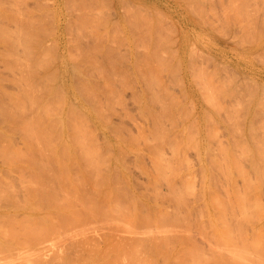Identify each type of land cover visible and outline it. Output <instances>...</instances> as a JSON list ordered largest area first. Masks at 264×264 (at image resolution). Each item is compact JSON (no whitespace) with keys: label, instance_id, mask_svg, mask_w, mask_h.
Listing matches in <instances>:
<instances>
[{"label":"rangeland","instance_id":"374dc122","mask_svg":"<svg viewBox=\"0 0 264 264\" xmlns=\"http://www.w3.org/2000/svg\"><path fill=\"white\" fill-rule=\"evenodd\" d=\"M73 1L74 0H0V18L3 17L2 19H0L2 21V22L0 21L1 23L0 24V37L8 33L9 36L8 34L5 35V37H10L9 39L10 42L7 48H9L10 45H11V48L13 47V49L9 48V50L2 49L1 46H4V45L0 43V54L2 55V57L0 55V58H1L0 60L3 61V62L0 61V105H1L0 110L2 109L0 111V144H1L0 145V148H1L0 149V183H2V185L0 186H3L4 188L8 187L5 190L3 187L0 188V189L3 188L1 190L2 196H0V210H5L7 208L10 209L11 206L10 207L6 206L7 208H5V205L10 204L9 200H11V204L16 202L14 201V199H11L12 197L11 193H13L12 190H15L14 193L16 194H17V191L20 192L17 194L18 196L14 194L17 196L16 200L18 198L17 201L19 202L22 201L23 196L21 198L19 197L23 195V193L25 197V192H24L25 178L22 176L23 175L22 171L25 168L28 169V167L30 169L31 166H29L28 164L32 162L33 158L35 160H33L32 162L33 164L30 163V165H33L31 168L33 167L37 168L38 166V169L39 168L42 169V166L44 168V165H45L46 172H47V170L50 169L49 168L50 166L54 167L53 170H51L52 168L50 169L52 171V172L50 171V174L45 172L46 174H49L48 176L51 175L50 178L52 179L48 180L49 177L47 176L48 178H46V174L43 173L45 175L43 176L41 172L40 180H42L43 177H45L46 178L45 182L47 185L44 184L45 182L43 180L44 189L45 190L48 189V191H51L52 188H54V191L57 194V196H60L62 194V188H61V184H58V182L56 181V166H59V163L62 160H63L62 163H64L65 158L68 159V157L70 156L69 159L71 160L72 158H74V155H75L76 156L75 161L73 159L71 160L70 163L74 161L73 162L74 165L77 163L76 165L78 167L73 166V164L67 163V159H65L66 163L70 164L66 167H70L72 170L71 171L72 173L74 172V170H76L74 168L80 169V167L84 168V166L88 168L87 166L88 161L86 160H89L88 162V165H89V163L92 162V159L94 157V160H97L96 162H98L99 164L98 163H97L98 165L95 164L96 162L93 160L92 164L90 163L91 165H89V169L92 172L96 170V172H94L93 174H96L94 178L96 177L97 179L94 180L92 178L93 180L92 179L90 180L92 182L95 181L94 183H97V182L100 183V185H102L101 187H103L101 188L102 191L103 189L106 188V190L110 192V198H109L110 202L109 203L110 204L112 203L111 205H115L119 207L123 212H126V214L129 211L131 212L132 209L136 211L139 209L140 210V211L138 210L139 212L142 211L141 214H144L147 216V218L150 221L147 224H150V225H154V221H157L156 218H158L157 214L160 213L159 211L166 209L167 210L166 212L169 211V214L166 213L167 217H164V218L160 217L161 215H164V212H163V214L159 216L160 217L159 219L163 218L165 220L163 221V219H161L159 221L158 219L160 223L162 222V225H161L162 227L160 226L159 227L163 228V230H166L164 228H170V230H166L164 232L170 231V234H173L176 237L174 236L170 237L169 236L170 234L166 233L168 234L170 238L167 241L162 242L159 232L153 229L155 228L154 226L152 228L150 226H147L145 224L146 222L144 221L140 222L144 217L142 215V217H140L141 220L139 222L141 223V226L143 225V227L137 228L139 230L135 229L134 234H132L134 231L129 232V231H125L124 229H122L123 231H121V229L119 230L118 228L119 231L115 229V232H118L117 233L118 235L116 234L114 235L115 232L113 231V229L117 228L116 227L117 224H120V223H116L115 226H113L114 225L113 224L112 228L110 227L112 230V231L109 230L110 234L109 232L107 233L108 235H110V237L107 234H105L108 237L104 235L105 239L101 240L102 244H98L100 243L99 241L100 238H102L103 234L106 233V229H105V232L103 233L104 228L110 229L109 224H111L110 223L111 220H112V223H114L116 221L113 222V220L114 219L117 220V217H114L110 220L109 219H105V220L97 219L96 221L89 223V225H92L93 223V225L95 226L96 224V227H97L98 223L100 222L102 225L99 223V226L97 228L100 230H96L97 231L96 232L94 228L93 230L95 232L93 231L91 235L90 234L89 235L86 234V235L88 239L93 238L90 240L94 241L95 239L92 235L95 234L94 235L95 238L97 237L99 239V240L96 239L95 242H97V245L99 246L96 247V244L94 243L93 249L95 247L96 250L95 251L93 250L94 252H92L91 247H87V245L89 243L92 244L93 242H90V240L89 241L87 240L88 244H86V247L82 249L84 251L83 254H82L83 251L81 250H80L81 252L78 250H75L74 254H70L69 253V251L71 250L70 248L72 246L79 244L78 243L79 239L76 243H73L74 245H72L71 247L68 245V244L71 245V243H68L67 245L70 247V248L68 247L69 250L67 249L68 251H66L68 254V257L75 256L78 253L79 254L78 256H76L77 259L75 258L76 261L72 260L71 263H67V264H107V263L108 264L109 263L110 264H116V263L117 264H138V263L139 264H149V263L150 264H183L184 263L183 259L185 260L186 264H264V247H263L264 241L262 242V240H260L261 238L264 239V236H263L264 235V229H263L264 228V182H263L264 181V148H263L264 143L261 142V141L264 142V137H263L264 136V130H263L264 128V124H263L264 123L263 122L264 121V58H263V55H264V0H207V1L206 0H85V1L75 0L74 2ZM68 2H71V3H68ZM186 4L187 5L189 4L190 7L186 6ZM226 11L228 14L226 13ZM213 12H214V15H213ZM87 13L90 15H88ZM235 13L236 15H238V18L237 16H235ZM4 15H6L7 18H4L5 17ZM27 17L29 20L27 19ZM157 17H160V18L158 19ZM199 17H201L203 20L200 19ZM221 17L228 18V21L227 19H224V18H222L221 20ZM141 19H142V22H141ZM232 19L234 20L230 22ZM24 20L26 21V25L24 23L25 22ZM218 20H219V23H218ZM220 21L222 22L224 21V23H220ZM106 22L108 23L105 25ZM242 23L244 24L245 28L243 27ZM101 24H103L104 27ZM153 26H154V29H153ZM155 27H156V30H155ZM95 28L97 29V31L98 30L99 31L98 32L95 31L96 30ZM38 29L40 30L38 31ZM103 29L105 32L101 31ZM21 30L24 32V34H21L23 33ZM96 33H97V36H96ZM116 33H118V35ZM235 33L236 34L239 33V34L236 36ZM246 33H249V34H246ZM255 33H257L258 36L260 35V37H258ZM248 35H251V37ZM21 36L24 38H20ZM112 36H114L115 38ZM132 36H133V39H132ZM233 36H236V37H233ZM252 36L256 39H254ZM168 38L170 40H168ZM251 38L253 39L251 40ZM97 39L99 41H97ZM2 40L3 39H1L0 41L2 42ZM6 40L8 39L5 38V41ZM134 40L135 41L137 40V41L135 42ZM14 41H17L18 43ZM23 41L25 42L23 43ZM21 43L23 45H21ZM26 43H28L27 44L28 46L26 45ZM101 43H102V46H101ZM248 43H251V44H248ZM239 45L241 47H239ZM152 51H155V52H152ZM4 52L7 53V54L5 53L6 59L3 57ZM171 53L174 55L172 56ZM190 55L191 56L193 55V56L191 57ZM259 56L261 57V60ZM162 57L164 60L162 59ZM257 57H259V59ZM144 58L146 59L147 62L143 60ZM92 60H95V61H92ZM150 60L152 62H150ZM258 60L260 63L258 62ZM5 61L8 64H4ZM76 62H78V64ZM94 62H96L97 64L95 65ZM150 63L151 65H149ZM156 64L157 65L160 64L161 67H158L160 65L156 66ZM144 65H145V68H144ZM167 65L169 68L167 67ZM194 65H196L197 67L196 66L194 67ZM54 68L56 70H54ZM70 68L73 69L72 72L74 74L70 72L72 70ZM156 68H158V70L160 69L159 70L160 72ZM61 69L63 70L65 69L67 73L70 72L71 74L70 73L69 74L72 76V78L75 77L74 79L70 77L72 79L71 84L73 88L72 90L73 93L71 92H67V93L65 92V94L64 92L62 93V88L64 89L63 91H66V90L64 86L62 85V83H60L61 78L58 72L60 73ZM199 70L201 73L199 72ZM149 72L151 73V75ZM69 74L68 76H70ZM157 74H160V75L158 76ZM114 75H116L117 77ZM46 80H48L49 82ZM58 83H59V86L61 84L60 86L62 87L61 89L57 86ZM52 85H56V87ZM50 86L52 90L50 89ZM165 87H167L168 90L165 89ZM162 89H163V92H162ZM165 90H167L168 93ZM217 92L219 93V97H218ZM170 94H172L173 96H171ZM69 95H70V98H69ZM83 95L85 96V98ZM79 96L82 100H80ZM225 96L226 97L228 96V97L226 98ZM66 97H67V100H66ZM90 102L91 103L93 102V103L91 104ZM174 102H176L177 104H175ZM51 103H53L54 105ZM50 105H53L55 107L53 108V106H50ZM181 106L184 109H186V111L183 108H181ZM91 107L92 109H90ZM258 107L260 108L258 109ZM73 108L75 110H72ZM5 115L7 118H5ZM154 115L157 117H154ZM178 115H181V116H178ZM204 115L206 116V118L209 115L208 116L209 118L206 119ZM64 116L68 118L67 120H69V122L66 119L64 120L65 118ZM75 116L77 118H74ZM58 117L62 118L64 121L67 122L65 123L63 121L67 125V129L65 128L64 123L62 125L64 128H62V126L60 125L62 124V121H60ZM21 123H22V126L19 127ZM37 123H40V124H37ZM72 123H75V125ZM78 123L82 127H80ZM260 123L261 125H263L262 126L263 128H261ZM28 125H29L31 132H32L31 129H34V132L36 131L37 133L38 131L40 134L36 135V133L35 134L31 133L28 130L29 128H27ZM39 125L40 127L42 126L41 129L43 128L47 135L43 132L44 130H40V129L37 130V127L40 128ZM151 125L153 129H150ZM84 126L86 127V129ZM193 126L194 128H192ZM23 127L24 128L26 127L25 129L28 131L26 132V130ZM20 128L21 129L23 128V132H21ZM56 128L58 129L62 128L63 130L61 129V131H58ZM139 128L142 130H140ZM234 128H236L235 131H234ZM253 128L255 130V132L253 131L254 135L252 132ZM77 129L79 132L81 131L80 135ZM66 130L69 132H67ZM148 130L149 131L151 130L150 133ZM65 131L70 136L67 133H65ZM61 132H63L64 134H67V135H64L62 133L64 136L61 134L64 140H66L65 142H69L66 139L67 136L70 137L69 140L73 142V143L71 142L72 144L69 142L70 144V147L68 146L70 149V150L68 149L69 151L67 150V147H66L67 143L65 145L64 142L63 143L61 142L63 141L62 140L63 138L61 139L59 138L60 136L59 133ZM151 132L153 133L151 134ZM25 133L26 134L28 133L26 135L27 138L25 137L26 139H28L27 141L32 140V142H29V144L30 143L33 144L34 142V140L32 139L33 136H31L32 134L34 136L36 135L37 137L40 136L37 139L40 140L43 144V146L40 145L39 143L40 141L35 139L36 137L35 136L34 139L35 141L36 140L38 141L40 146H37L38 143L36 144L35 142H34L35 144H33L35 146H32L31 144L28 145V148L30 146L33 147L32 149L29 148L30 149L29 153H31V154L28 153L29 156L27 155L28 148L26 147L28 143H26L27 141H24ZM71 134L73 135L71 136ZM186 135H188V137ZM255 135H257V137ZM74 136L78 137V139H81L82 137L83 140L77 139L78 140L77 141L76 137ZM41 137L43 138V140ZM44 139H47V140H44ZM49 139H50V143L52 144V142H54L55 146L58 143L60 144V142L62 143L60 144V146L58 145L59 146L58 149H57V146L55 147L57 150L53 148L55 152L56 151L58 152V150L61 149V147L63 148L65 145L66 149L64 147V149H61V151L59 150L60 151L59 154L57 153V156L60 155V158L64 157L65 156L64 154H67L68 152H69L68 155L70 154V152L72 153L71 149L73 147L71 148V146H74V144L75 146L78 145L76 146L73 157L71 158V155L69 156L66 155L67 157H65L62 160L59 159L58 157V160L60 162L55 158L54 161L57 160L59 162L57 165V161L54 162L53 160H51V158L48 157V156L50 157L52 156L51 154H49L50 153L49 150L51 149V152L53 150L51 148L52 146H49L50 149L47 150L49 144L46 145L45 143H48ZM57 139L58 140L60 139L61 141L59 142ZM74 140H76L78 144ZM86 140H88V142H86ZM256 140H260V141H256ZM22 142L24 144L26 143V146H24ZM88 144H90V147ZM86 145L88 147H86ZM224 145L226 148L224 147ZM36 146L38 147V149H36L37 148ZM44 146L47 148L45 149ZM79 146L81 148H79ZM84 146L86 148H84ZM14 147L16 150L15 152L18 155H15L16 154L15 152H14L15 154L13 153L14 149L11 150ZM16 147L18 148L16 149ZM119 147L121 150L119 149ZM40 149L43 151L41 152L42 154L40 153L41 151ZM78 149L79 151L82 150L83 153H81V155L82 154L84 155L85 151L87 152V150L89 149L92 150L90 151V153L93 157L89 155V152L87 156L89 158L83 155L80 156V153L77 151ZM37 150H40V151L38 152ZM66 150L68 152H65ZM21 151L22 152L24 151L25 153L23 152V154H25L26 157L28 156L30 159H28V157L26 158L22 154L24 156L23 157L21 155ZM63 151H64V154H63ZM45 152L46 154H44ZM93 152H95L94 155H93ZM76 153L79 154L80 157H82L80 160L77 158L78 155ZM8 154H11V155H9L8 157ZM35 155L37 156L36 158H35ZM42 155H45V156H42ZM53 155H56V153L55 154L53 153ZM16 156L18 158H16ZM52 159H53V156H52ZM77 159H78V162H76ZM41 160L43 161L41 162ZM159 160H161V162H159ZM80 161L82 162L80 163ZM85 161H86V164H85ZM106 162L107 164L105 165ZM166 162L168 163V166H165L167 165ZM185 162L187 163V165ZM40 163H42L41 166H40ZM24 164H25V167H24ZM112 164H114L115 166ZM96 165L98 166V168L96 167ZM91 167L92 168L94 167L93 168L94 170H92ZM144 167H145V170H144ZM18 169H21V172ZM116 170L117 172H115ZM157 170L159 173L157 172ZM163 170H164L165 176H163ZM122 173L124 175H122ZM106 175H108L107 178H106ZM166 175L167 176L169 175V177H166ZM109 176L110 178H108ZM124 176H125V179L123 178V180L125 182L123 183L122 177ZM115 177H117L118 180ZM164 177L170 179L171 181L169 180L168 184H166L168 179L166 180V178L164 179ZM51 180L52 182H50ZM37 181H39V178ZM47 181H49L50 184H48ZM39 183L41 185L42 182H39ZM122 183L123 185H121ZM119 184L122 187L121 192H120V189L118 190ZM169 184L171 186L173 185L172 188L176 190L171 189ZM167 185L169 186L166 187ZM18 186L21 187V188L19 187V189L23 190L22 193L20 190H17ZM83 186H85V188H83L84 191H82L83 190L82 189L81 192H79V194L82 195L84 193L82 197L84 198L89 197L92 199V196L90 197V194L88 193L90 191L88 190V188H90L91 185H89L88 188L86 187L88 186V184L83 185ZM94 186H97V188L93 187L96 189V192H95V189L92 192H95L97 194L98 192H100V196L102 199L103 195L101 194L102 191H99V188H100L99 184H96ZM125 189L127 190V192H125L126 196L130 197V199L131 197L134 198V196L137 195L134 198L136 201V202H133L135 204L134 207L128 204V202L132 201V199L130 200L129 198H126L124 194V191H126ZM187 189H189L190 191L189 190L187 191ZM159 190L161 193L159 192ZM171 190L173 191V193L171 192ZM176 192L178 195L175 194ZM19 194L21 195L19 196ZM120 194H121V197H120ZM172 194L173 196L175 195L179 196V199L181 198L180 199L181 201L177 199L178 201H180L181 204H178L179 202H176V201L174 202L170 199L172 198ZM155 195H157L158 197ZM177 196L173 197L172 199L176 200V198H178ZM93 197H96V195ZM122 197L126 200L124 199L121 200ZM97 199H100V198H97ZM117 199H119L122 203L123 201H125V203L127 204L124 205L125 203L122 204ZM137 199L139 200L137 201ZM239 202H243V203H241V205L238 206ZM174 203L176 204L174 205ZM232 205L233 207H231ZM157 207L160 208V210H158ZM124 208H126V210H124ZM240 208L241 209L243 208V210H241ZM12 210L17 212L18 215L22 214V211L19 209H15V210L12 209ZM171 211L172 212L174 211L176 213L179 212L177 213L178 216H176L175 218L174 214L176 215V213L171 215L170 214L172 213ZM245 214L247 215L245 216ZM255 214H256V217H255ZM119 215L121 216V214ZM169 215L175 218L173 219L170 217V220L173 219L172 220L173 223L178 224L177 226H175V224H173L171 221H168ZM120 216H118V218ZM231 216H233L234 218ZM215 217L217 221H215L216 220ZM121 218L123 219V217H120L119 219ZM119 219L117 220V222H120ZM166 220L168 221V223ZM241 220L243 221L242 223H240ZM122 221L123 220H121L122 225L124 224L123 226H125V223H124L125 220L123 222ZM103 223H106V224H103ZM134 224L136 225H132V226L138 227L137 225L139 223L136 222ZM213 224L215 225L214 226L215 229H213L214 227H212ZM230 224L232 227L230 226ZM144 226L147 227V229L144 228ZM240 226L243 230H240L241 229ZM100 227H102L103 229ZM249 227H251V229ZM134 228L135 227H133V230ZM149 228H151V231ZM226 229L227 231H225ZM229 230H231L229 232L230 234L227 233ZM258 230L260 231V234H257L259 233ZM220 231L221 232L224 231V233H227L226 236L229 235V238L232 236L233 237V238L231 237L232 244L234 243L236 244V241H237L238 246H236V248L233 249L235 245L233 247V245L228 242L227 243L230 245H225V242H223L225 238L221 237L220 235L221 233H219ZM242 231H244V233ZM99 232H101L102 234L100 237H99L100 234L97 236ZM111 232H113L112 237H111ZM126 232L129 233V235H132L134 237L140 234L142 236L139 235L141 237L139 238L140 239L143 238L142 240H145V241L140 240V242L142 241L143 243L139 247L137 246V248L132 247L133 243L131 245L129 244L132 248L128 247L127 243L129 241L126 240L128 236ZM136 232L139 234H136ZM155 232L159 234V238L158 236L156 237V235L158 234H156ZM215 232L217 235L215 234ZM208 234L213 236V238L211 237L212 240L210 239V236ZM246 234H248L249 236ZM261 234L263 237L259 238V235L261 236ZM67 235L68 234H66L65 236L63 234V236H59V237L65 238L67 237ZM75 235L77 237H80L79 233ZM151 235H152V238H151ZM224 235L225 234H223V236ZM76 236H75V239H76ZM181 236L183 237L181 238ZM121 237L122 238L124 237V238L122 239ZM186 237L188 238V241L190 240L189 242L191 245L187 241ZM254 237L255 238L257 237L258 241L254 242L255 240V239L253 240ZM70 238H72L71 235H70ZM113 238L116 241H110V243H113L114 247L116 246L114 243H117V240H118V243L120 242L125 243V241L123 240H126L127 243H125L126 244L125 246H122L123 243L120 244L122 247L121 249L119 248L120 245L117 243L119 246L118 247L116 246L117 248L116 249L113 246H111L110 243H108V241L113 240ZM149 238L151 240H154L153 238H158L160 239L161 243L160 241L158 242V240L157 241L155 240V242L154 241L150 242ZM171 238L172 240H175L177 242L175 243L174 241L175 248L173 247V241H170ZM173 238H176V239H173ZM183 238H184V241H183L184 244L181 243L182 242L181 239ZM227 240L228 239H226V241ZM259 240L262 242V245L260 244L261 242ZM169 241L171 242V244H170V249L168 250L169 243H170ZM156 242L159 244H157ZM179 242L180 244H183L182 249L180 248L181 246L177 247V244H179ZM257 242H260V243H257ZM85 243L84 244L81 243V244L85 246ZM107 243L110 244L108 245L109 247L111 246L109 250L107 249ZM135 243L138 244L137 242H134V245ZM160 244L161 245L163 244V247L161 246L162 248L159 246ZM83 245L82 246L78 245V246H81L82 248ZM58 246H56L57 251H55L54 253L56 252L58 253V249H60L58 248ZM78 246L76 247L78 248ZM51 247L52 246L47 247V249L44 248L43 249L44 251L42 249L36 250V251L37 252L41 251L40 254H42L44 258H48L49 256H51L50 254H52L53 252V251L50 252V250H52L53 248ZM59 247H61V245ZM76 247H72V250H74V248ZM100 247H103V248L100 249ZM105 247L107 250L105 249ZM209 247L211 248L209 249ZM237 247H238V250L240 251L237 250ZM241 247L242 249H240ZM48 248H51V249L48 250ZM61 248H63L64 251L62 250L60 251L61 253H58V254L65 253L64 254L65 258H67L68 260H71L68 257H66L67 254L65 252V249L67 247L66 248L61 247ZM86 248H88V250ZM196 248L199 254L197 253ZM166 249L167 251H165ZM72 250L70 251L71 253L73 252ZM100 250L101 252L102 251L103 252L97 253ZM76 251H78L77 254H75ZM230 251L231 253L234 251L233 254L234 253L236 254L234 259H233V254L231 256ZM177 252L180 253V256L182 254H184L185 256L184 255L183 257L181 256L182 259L180 260L179 258L180 256L178 255L179 253ZM200 252L201 254L203 253L202 256ZM207 253L209 255H207ZM79 255L80 256L82 255L81 256L82 258L80 257V260L78 259ZM121 255L122 257H120ZM204 255H207V256H204ZM243 255L244 257H242ZM202 257L204 258V261L202 260L203 259ZM1 258H3V256H1ZM1 261H2L1 264L3 262L5 263V261L3 260ZM179 261L180 262L182 261V262L180 263ZM26 263L27 262L25 261V264Z\"/></svg>","mask_w":264,"mask_h":264},{"label":"bare ground","instance_id":"6f19581e","mask_svg":"<svg viewBox=\"0 0 264 264\" xmlns=\"http://www.w3.org/2000/svg\"><path fill=\"white\" fill-rule=\"evenodd\" d=\"M75 1V0H74ZM73 1V2H74ZM80 1V0H79ZM85 1V0H84ZM207 1V0H206ZM65 2V1H64ZM201 2V1H200ZM210 2V1H209ZM66 3V2H65ZM68 3H71V2H68ZM219 3V2H218ZM191 4V3H190ZM201 4V3H200ZM220 4V3H219ZM58 5V4H57ZM64 5V4H63ZM186 6H189V4L187 5L186 4ZM201 6V5H200ZM211 6V5H210ZM66 7V6H65ZM143 7V6H142ZM190 7V6H189ZM227 7V6H226ZM68 8H70V7H68ZM188 8V7H187ZM192 8V7H191ZM191 8H190V10H191ZM212 8V7H211ZM224 8V7H223ZM110 9V8H109ZM142 9V8H141ZM189 9V8H188ZM98 10V9H97ZM195 10V9H194ZM202 10V9H201ZM233 10H235V9H233ZM248 10H249V8H248ZM225 11V10H224ZM253 11V10H252ZM261 11V10H260ZM97 12H99V11H97ZM133 12V11H132ZM221 12V11H220ZM250 12V11H249ZM262 12V11H261ZM51 13V12H50ZM192 13H193V11H192ZM203 13V12H202ZM226 13H227V11H226ZM230 13H231V11H230ZM232 13H234V12H232ZM86 14V13H85ZM88 14V13H87ZM91 14H93V13H91ZM100 14V13H99ZM159 14V13H158ZM204 14V13H203ZM202 14V15H203ZM210 14H212V13H210ZM223 14V13H222ZM228 14V13H227ZM250 14V13H249ZM253 14H254V12H253ZM88 15H90V14H88ZM97 15V14H96ZM101 15V14H100ZM213 15H214V12H213ZM224 15V14H223ZM226 15V14H225ZM5 17L4 18H7V16L6 15H4ZM92 16V15H91ZM103 16V15H102ZM141 16V15H140ZM229 16V15H228ZM231 16H233V15H231ZM235 16H237V18H238V15H236V13H235ZM255 16V15H254ZM2 17V16H1ZM85 17V16H84ZM86 17H87V15H86ZM89 17V16H88ZM93 17V16H92ZM147 17V16H146ZM215 17V16H214ZM3 18V17H2ZM2 18H0V19H2ZM90 18V17H89ZM101 18V17H100ZM158 19L160 18V17H157ZM200 19H202L201 17H199ZM205 18V17H204ZM222 18H224V17H221V20H222ZM230 18V17H229ZM234 18V17H233ZM256 18V17H255ZM27 19H28V17H27ZM97 19V18H96ZM140 19V18H139ZM157 19V20H158ZM217 19V18H216ZM224 19H227V21H228V18H224ZM253 19V18H252ZM20 20H22V19H20ZM29 20V19H28ZM105 20V19H104ZM203 20V19H202ZM204 20H206V19H204ZM234 19H232L230 22H232ZM236 20V19H235ZM1 21V20H0ZM25 21V20H24ZM99 21V20H98ZM237 21V20H236ZM2 22V21H1ZM20 22V21H19ZM30 22V21H29ZM135 22V21H134ZM141 22H142V19H141ZM157 22V21H156ZM217 22V21H216ZM226 22V21H225ZM235 22V21H234ZM243 22V21H242ZM25 23V25H26V21L24 22ZM108 22H106L105 23V25L107 24ZM159 23V22H158ZM205 23H206V21H205ZM218 23H219V20H218ZM220 23H224V21L222 22V21H220ZM227 23V22H226ZM239 23V22H238ZM240 23H241V21H240ZM239 23V24H240ZM255 23V22H254ZM1 24V23H0ZM35 24V23H34ZM33 24V25H34ZM98 24V23H97ZM145 24V23H144ZM243 24V23H242ZM244 24H245V22H244ZM244 24H243V27H244ZM78 25V24H77ZM101 25H103V24H101ZM116 25V24H115ZM143 25V24H142ZM220 25V24H219ZM233 25H234V23H233ZM251 25V24H250ZM19 26V25H18ZM93 26V25H92ZM91 26V27H92ZM117 26V25H116ZM145 26V25H144ZM221 26V25H220ZM228 26V25H227ZM232 26V25H231ZM240 26V25H239ZM242 26V25H241ZM20 27V26H19ZM98 27V26H97ZM102 27V26H101ZM103 27H104V25H103ZM224 27V26H223ZM253 27V26H252ZM78 28V27H77ZM76 28V29H77ZM81 28V27H80ZM100 28V27H99ZM238 28V27H237ZM245 28V27H244ZM243 28V29H244ZM82 29V28H81ZM85 29H86V27H85ZM89 29V28H88ZM96 29V28H95ZM95 29H93V30H95ZM118 29V28H117ZM153 29H154V26H153ZM242 29V28H241ZM253 29V28H252ZM252 29H251V31H252ZM27 30V29H26ZM25 30V31H26ZM40 29H38V31H39ZM151 30V29H150ZM155 30H156V27H155ZM171 30V29H170ZM239 30H240V28H239ZM22 31V30H21ZM79 31V30H78ZM82 31V30H81ZM85 31V30H84ZM89 31V30H88ZM95 31H97V29L95 30ZM99 31V30H98ZM97 31V32H98ZM101 31H103V32H105L104 31V29L103 30H101ZM120 31V30H119ZM161 31V30H160ZM246 31H248V30H246ZM245 31V32H246ZM251 31H249V32H251ZM23 32V31H22ZM31 32H33V31H31ZM58 32V31H57ZM75 32V31H74ZM90 32V31H89ZM147 32V31H146ZM162 32V31H161ZM227 32V31H226ZM256 32V31H255ZM17 33V32H16ZM77 33V32H76ZM92 33V32H91ZM94 33V32H93ZM100 33V32H99ZM99 33H98V35H99ZM114 33H115V31H114ZM119 33V32H118ZM118 33H116L117 35H118ZM253 33V32H252ZM252 33H251V35H252ZM259 33H260V31H259ZM6 34H8V33H6ZM6 34H2L4 37H5V35ZM21 34H24V32L23 33H21ZM95 34V33H94ZM103 34V33H102ZM120 34V33H119ZM176 34V33H175ZM227 34V33H226ZM233 34V33H232ZM236 34V33H235ZM239 34V33H238ZM238 34H236V36L238 35ZM245 34V33H244ZM246 34H249V33H246ZM256 35H257V33H255ZM17 35H19V34H17ZM25 35H26V33H25ZM92 35V34H91ZM104 35H105V33H104ZM112 35V34H111ZM110 35V36H111ZM134 35V34H133ZM242 35V34H241ZM251 35H248V36H250L251 37ZM263 35V34H262ZM3 36H1V37H3ZM8 36H9V34H8ZM12 36H13V34H12ZM96 36H97V33H96ZM138 36V35H137ZM149 36V35H148ZM153 36H154V34H153ZM159 36V35H158ZM171 36V35H170ZM236 36H233V37H236ZM247 36V35H246ZM255 36V35H254ZM258 36V35H257ZM0 37V38H1ZM1 38V39H3L2 40V42L0 41V43H2L4 46H1L2 47V49H8L9 50V48H11V45L9 46V48H7V46H8V44H9V39H10V37H5L6 39H8V40H6L5 41V38ZM15 37H17V36H15ZM112 37H114V36H112ZM141 37V36H140ZM166 37V36H165ZM232 37V38H233ZM239 37V36H238ZM245 37V36H244ZM253 37V36H252ZM258 37H260V35L258 36ZM257 37V38H258ZM262 37V36H261ZM12 38V37H11ZM14 38V37H13ZM20 38H24V37H20ZM87 38V37H86ZM91 38V37H90ZM109 38V37H108ZM115 38V37H114ZM158 38V37H157ZM171 38V37H170ZM241 38V37H240ZM254 38V37H253ZM253 38H251V40L253 39ZM0 39V40H1ZM15 39V38H14ZM26 39H27V37H26ZM82 39V38H81ZM96 39V38H95ZM99 39V38H98ZM97 39V41H99ZM118 39V38H117ZM120 39H121V37H120ZM132 39H133V36H132ZM139 39V38H138ZM254 39H256V38H254ZM20 40V39H19ZM23 40V39H22ZM22 40H21V42H22ZM168 40H170L169 38H168ZM246 40V39H245ZM258 40V39H257ZM57 41V40H56ZM68 41V40H67ZM75 41V40H74ZM116 41V40H115ZM135 41V40H134ZM137 41V40H136ZM135 41V42H136ZM141 41V40H140ZM154 41V40H153ZM230 41V40H229ZM232 41V40H231ZM239 41V40H238ZM243 41V40H242ZM241 41V42H242ZM14 42H17V41H14ZM25 41H23V43H24ZM78 42V41H77ZM92 42V41H91ZM118 42V41H117ZM240 42V41H239ZM18 43V42H17ZM112 43H113V41H112ZM112 43H110V44H112ZM120 43V42H119ZM142 43V42H141ZM236 43V42H235ZM28 43H26V45H27ZM137 44V43H136ZM147 44V43H146ZM149 44V43H148ZM169 44V43H168ZM167 44V45H168ZM234 44V43H233ZM248 44H251V43H248ZM19 45V44H18ZM21 45H23L22 43H21ZM81 45V44H80ZM115 45V44H114ZM236 45V44H235ZM241 45H242V43H241ZM13 46H14V44H13ZM16 46V45H15ZM28 46V45H27ZM77 46V45H76ZM82 46V45H81ZM86 46V45H85ZM93 46V45H92ZM101 46H102V43H101ZM111 46V45H110ZM120 46V45H119ZM126 46V45H125ZM25 47V46H24ZM117 47V46H116ZM115 47V48H116ZM140 47V46H139ZM138 47V48H139ZM239 47H241L240 45H239ZM22 48V47H21ZM112 48V47H111ZM137 48V47H136ZM141 48V47H140ZM145 48V47H144ZM143 48V49H144ZM11 49H13V47L11 48ZM10 49V50H11ZM14 49H16V48H14ZM106 49V48H105ZM7 50V51H8ZM22 50V49H21ZM93 50V49H92ZM136 50V49H135ZM145 50V49H144ZM6 51V52H7ZM78 51H79V49H78ZM78 51H76V52H78ZM146 51V50H145ZM158 51V50H157ZM170 51V50H169ZM6 52H4V58L6 59V57H5V53ZM11 52V51H10ZM12 52H13V50H12ZM150 52V51H149ZM152 52H155V51H152ZM92 53V52H91ZM99 53V52H98ZM136 53V52H135ZM167 53V52H166ZM174 53V52H173ZM258 53V52H257ZM261 53V52H260ZM7 54V53H6ZM15 54H17V53H15ZM21 54V53H20ZM93 54V53H92ZM120 54V53H119ZM161 54V53H160ZM172 54V53H171ZM201 54V53H200ZM259 54V53H258ZM1 55V54H0ZM12 55V54H11ZM101 55V54H100ZM153 55H154V53H153ZM174 54H172V56H173ZM188 55V54H187ZM8 56V55H7ZM16 56V55H15ZM95 56V55H94ZM121 56V55H120ZM119 56V57H120ZM165 56V55H164ZM171 56V55H170ZM169 56V57H170ZM191 56V55H190ZM193 56V55H192ZM191 56V57H192ZM261 56V55H260ZM259 56V57H260ZM1 57H2V55H1ZM9 57V56H8ZM8 57H7V59H8ZM80 57V56H79ZM78 57V58H79ZM83 57V56H82ZM81 57V58H82ZM97 57V56H96ZM125 57V56H124ZM123 57V58H124ZM149 57V56H148ZM154 57V56H153ZM157 57V56H156ZM155 57V58H156ZM160 57V56H159ZM166 57V56H165ZM259 57H257L258 59H259ZM14 58V57H13ZM19 58V57H18ZM88 58V57H87ZM103 58V57H102ZM126 58V57H125ZM161 58V57H160ZM263 58H264V55H263ZM1 59V58H0ZM3 59V58H2ZM77 59V58H76ZM99 59V58H98ZM121 59V58H120ZM150 59H151V57H150ZM154 59V58H153ZM152 59V60H153ZM162 59H163V57H162ZM166 59V58H165ZM181 59V58H180ZM4 60V59H3ZM72 60V59H71ZM85 60V59H84ZM143 60H145L146 61V59L144 58ZM156 60V59H155ZM164 60V59H163ZM168 60H170V59H168ZM179 60V59H178ZM260 60H261V57H260ZM1 62H3L2 60H0ZM10 61V60H9ZM15 61H16V59H15ZM77 61V60H76ZM92 61H95V60H92ZM91 61V62H92ZM137 61V60H136ZM144 61V62H145ZM190 61V60H189ZM208 61V60H207ZM74 62V61H73ZM142 62V61H141ZM140 62V63H141ZM147 62V61H146ZM150 62H152L151 60H150ZM199 62V61H198ZM258 62H259V60H258ZM72 63V62H71ZM70 63V64H71ZM77 64H78V62H76ZM95 63V65L97 64L96 62H94ZM99 63V62H98ZM135 63H137V62H135ZM148 63H149V61H148ZM158 63V62H157ZM167 63V62H166ZM176 63V62H175ZM190 63V62H189ZM195 63V62H194ZM260 63V62H259ZM4 64H8V63H6V61L4 62ZM73 64V63H72ZM86 64V63H85ZM196 64V63H195ZM74 65H75V63H74ZM88 65V64H87ZM102 65V64H101ZM105 65H107V64H105ZM149 65H151V63L149 64ZM158 65H160V64H158ZM157 64H156V66H158ZM164 65V64H163ZM94 66V65H93ZM137 66V65H136ZM141 66H143V65H141ZM153 66V65H152ZM178 66V65H177ZM193 66V65H192ZM196 65H194V67H195ZM204 66V65H203ZM100 67V66H99ZM139 67V66H138ZM137 67V68H138ZM158 67H161V65L160 66H158ZM167 67H168V65H167ZM171 67V66H170ZM197 67V66H196ZM76 68H77V66H76ZM121 68V67H120ZM144 68H145V65H144ZM163 68H164V66H163ZM166 68V67H165ZM169 68V67H168ZM7 69V68H6ZM70 69H72V68H70ZM74 69H75V67H74ZM96 69V68H95ZM98 69V68H97ZM107 69V68H106ZM114 69V68H113ZM157 70H158V68H156ZM191 69V68H190ZM16 70H17V68H16ZM54 70H56L55 68H54ZM60 70V69H59ZM100 70V69H99ZM138 70V69H137ZM141 70V69H140ZM150 70V69H149ZM160 70V69H159ZM158 70V71H159ZM161 70H162V68H161ZM202 70V69H201ZM211 70V69H210ZM19 71V70H18ZM53 71V70H52ZM73 71V69L70 71V72H72ZM98 71V70H97ZM114 71V70H113ZM144 71V70H143ZM148 71V70H147ZM151 71V70H150ZM170 71V70H169ZM193 71V70H192ZM198 71V70H197ZM57 72V71H56ZM69 72V71H68ZM69 72V73H70ZM116 72V71H115ZM122 72H123V70H122ZM160 72V71H159ZM162 72V71H161ZM171 72V71H170ZM199 72H200V70H199ZM208 72V71H207ZM55 73V72H54ZM69 73H67L66 71H65V69L63 70V69H61V71H60V73L58 72V74H60V78H61V82L60 83H62V85L64 86V88H65V90L66 91H63L64 89L62 88V87H60L61 86V84H60V86H59V83H58V87L61 89L62 88V93L64 92V94H65V92L67 93V92H71V93H73V88H72V84H71V80L72 79H74V78H72V76L69 74ZM73 73V72H72ZM121 73V72H120ZM150 73V72H149ZM168 73V72H167ZM173 73V72H172ZM201 73V72H200ZM212 73V72H211ZM53 74V73H52ZM68 74L70 75V76H68ZM74 74V73H73ZM72 74V75H73ZM170 74V73H169ZM213 74V73H212ZM49 75V74H48ZM55 75V74H54ZM76 75V74H75ZM78 75V74H77ZM94 75V74H93ZM99 75V74H98ZM149 75V74H148ZM148 75H147V77H148ZM150 75H151V73H150ZM158 76L160 75V74H157ZM209 75V74H208ZM74 76V75H73ZM114 76H116V75H114ZM143 76V75H142ZM157 76V77H158ZM171 76H173V75H171ZM200 76V75H199ZM198 76V77H199ZM207 76V75H206ZM224 76V75H223ZM226 76V75H225ZM243 76V75H242ZM56 77V76H55ZM57 77H58V75H57ZM72 79H71V78ZM84 77H86V76H84ZM117 77V76H116ZM141 77V76H140ZM144 77V76H143ZM142 77V78H143ZM154 77V76H153ZM168 77V76H167ZM170 77V76H169ZM177 77V76H176ZM53 78V77H52ZM80 78V77H79ZM96 78V77H95ZM207 78V77H206ZM56 79V78H55ZM58 79V78H57ZM81 79V78H80ZM83 79V78H82ZM90 79V78H89ZM114 79V78H113ZM162 79V78H161ZM199 79H201V78H199ZM242 79V78H241ZM84 80V79H83ZM101 80V79H100ZM107 80V79H106ZM176 80H178V79H176ZM182 80V79H181ZM198 80V79H197ZM46 81H48V80H46ZM82 81V80H81ZM85 81V80H84ZM44 82H45V80H44ZM49 82V81H48ZM113 82V81H112ZM173 82V81H172ZM177 82V81H176ZM90 83V82H89ZM162 83V82H161ZM174 83V82H173ZM159 84V83H158ZM165 84V83H164ZM172 84V83H171ZM177 84V83H176ZM200 84H202V83H200ZM77 85V84H76ZM126 85V84H125ZM124 85V86H125ZM128 85V84H127ZM129 85H130V83H129ZM149 85V84H148ZM147 85V86H148ZM174 85V84H173ZM52 86H55L56 87V85H52ZM150 86V85H149ZM164 86V85H163ZM54 87V88H55ZM57 87V88H58ZM74 87H75V85H74ZM160 87H161V85H160ZM215 87V86H214ZM41 88V87H40ZM43 88V87H42ZM54 88H53V90H54ZM56 88V89H57ZM58 88V89H59ZM162 88H164V87H162ZM29 89V88H28ZM45 89V88H44ZM50 89H51V86H50ZM98 89V88H97ZM149 89V88H148ZM147 89V90H148ZM165 89H167V87H165ZM212 89V88H211ZM218 89V88H217ZM52 90V89H51ZM168 90V89H167ZM167 90H165L166 92H167ZM215 90V89H214ZM256 90V89H255ZM61 91V90H60ZM88 91V90H87ZM90 91V90H89ZM124 91V90H123ZM29 92V91H28ZM42 92V91H41ZM47 92V91H46ZM51 92V91H50ZM56 92V91H55ZM149 92V91H148ZM147 92V93H148ZM162 92H163V89H162ZM209 92V91H208ZM224 92V91H223ZM263 92V91H262ZM53 93H54V91H53ZM140 93V92H139ZM168 93V92H167ZM218 93V92H217ZM261 93V92H260ZM26 94V93H25ZM39 94V93H38ZM43 94V93H42ZM64 94H63V96H64ZM69 94V93H68ZM84 94H86V93H84ZM110 94V93H109ZM146 94V93H145ZM149 94V93H148ZM221 94V93H220ZM223 94V93H222ZM240 94V93H239ZM3 95H4V93H3ZM54 95V94H53ZM171 96H173L172 94H170ZM224 95V94H223ZM58 96V95H57ZM66 96V95H65ZM84 96V95H83ZM165 96V95H164ZM207 96V95H206ZM221 96V95H220ZM262 96V95H261ZM138 97V96H137ZM168 97V96H167ZM218 97H219V93H218ZM226 97V96H225ZM228 97V96H227ZM226 97V98H227ZM17 98V97H16ZM63 98V97H62ZM69 98H70V95H69ZM79 98H80V96H79ZM84 98H85V96H84ZM139 98V97H138ZM172 98V97H171ZM182 98V97H181ZM215 98V97H214ZM213 98V99H214ZM88 99H90V98H88ZM140 99V98H139ZM168 99V98H167ZM175 99V98H174ZM211 99V98H210ZM212 99V100H213ZM225 99V98H224ZM9 100V99H8ZM12 100V99H11ZM61 100V99H60ZM66 100H67V97H66ZM80 100H82L81 98H80ZM137 100V99H136ZM142 100V99H141ZM165 100V99H164ZM178 100V99H177ZM192 100V99H191ZM221 100V99H220ZM240 100V99H239ZM7 101V100H6ZM56 101H57V99H56ZM92 101V100H91ZM149 101H151V100H149ZM179 101V100H178ZM177 101V102H178ZM8 102V101H7ZM59 102V101H58ZM73 102V101H72ZM83 102V101H82ZM136 102V101H135ZM244 102H246V101H244ZM251 102V101H250ZM259 102V101H258ZM2 103V102H1ZM11 103H13V102H11ZM57 103V102H56ZM85 103V102H84ZM91 103V102H90ZM93 103V102H92ZM91 103V104H92ZM175 104H177L176 102H174ZM173 103V104H174ZM179 103V102H178ZM238 103V102H237ZM51 104H53V103H51ZM58 104V103H57ZM96 104V103H95ZM99 104V103H98ZM139 104V103H138ZM215 104H217V103H215ZM225 104V103H224ZM236 104V103H235ZM29 105V104H28ZM54 105V104H53ZM53 105H50V106H53ZM83 105H85V104H83ZM89 105V104H88ZM80 106V105H79ZM90 106H92V105H90ZM109 106V105H108ZM215 106V105H214ZM225 106V105H224ZM0 107H1V105H0ZM55 106H53V108H54ZM98 107V106H97ZM100 107V106H99ZM104 107V106H103ZM147 107V106H146ZM179 107V106H178ZM238 107V106H237ZM256 107V106H255ZM85 108V107H84ZM140 108V107H139ZM181 108H183L182 106H181ZM242 108V107H241ZM260 107H258V109H259ZM90 109H92V107L90 108ZM97 109H99V108H97ZM178 109V108H177ZM184 109V108H183ZM223 109V108H222ZM2 110V109H1ZM0 110V111H1ZM72 110H75L74 108L72 109ZM78 110V109H77ZM182 110V109H181ZM185 111H186V109H184ZM183 110V111H184ZM243 110V109H242ZM262 110H263V108H262ZM11 111V110H10ZM71 111V110H70ZM93 111V110H92ZM151 111V110H150ZM176 111V110H175ZM174 111V112H175ZM182 111V112H183ZM189 111V110H188ZM261 111V110H260ZM8 112V111H7ZM46 112V111H45ZM61 112V111H60ZM111 112H113V111H111ZM204 112V111H203ZM227 112V111H226ZM143 113H144V111H143ZM187 113V112H186ZM242 113H244V112H242ZM4 114V113H3ZM66 114V113H65ZM64 114V115H65ZM102 114H103V112H102ZM116 114V113H115ZM178 114V113H177ZM177 114H175V115H177ZM182 114V113H181ZM263 114V113H262ZM106 115V114H105ZM146 115V114H145ZM156 115H158V114H156ZM183 115V114H182ZM189 115V114H188ZM4 116V115H3ZM10 116V115H9ZM8 116V117H9ZM79 116V115H78ZM120 116V115H119ZM144 116V115H143ZM178 116H181V115H178ZM185 116V115H184ZM205 116V115H204ZM209 116V115H208ZM207 116V118H206V116H205V118L206 119H208L209 117ZM12 117V116H11ZM65 118H64V120L66 119H68L66 116H64ZM70 117H71V115H70ZM118 117V116H117ZM142 117V116H141ZM154 117H157V116H155L154 115ZM175 117V116H174ZM211 117V116H210ZM252 117V116H251ZM5 118H7L6 117V115H5ZM4 118V119H5ZM59 118V120L60 121H62V124H60L61 126L63 125V123L65 122V123H67L66 121H64L62 118H60V117H58ZM74 118H77L76 116L74 117ZM74 118H72V119H74ZM88 118V117H87ZM145 118V117H144ZM159 118V117H158ZM263 118V117H262ZM62 119V120H61ZM71 119V120H72ZM85 119H86V117H85ZM122 119V118H121ZM154 119V118H153ZM6 120V119H5ZM79 120V119H78ZM81 120V119H80ZM119 120H120V118H119ZM210 120H211V118H210ZM263 120V119H262ZM60 121H59V123H60ZM64 121V122H63ZM68 122H69V120H67ZM84 121V120H83ZM87 121V120H86ZM155 121V120H154ZM209 121V120H208ZM231 121V120H230ZM251 121V120H250ZM257 121V120H256ZM72 122V121H71ZM70 122V123H71ZM191 122V121H190ZM232 122V121H231ZM234 122V121H233ZM264 122V121H263ZM64 123V124H65ZM69 123V124H70ZM81 123V122H80ZM151 123V122H150ZM157 123V122H156ZM209 123V122H208ZM249 123H251V122H249ZM11 124V123H10ZM20 124V123H19ZM37 124H40V123H37ZM72 124H74L75 125V123H72ZM71 124V125H72ZM84 124V123H83ZM86 124V123H85ZM92 124V123H91ZM187 124V123H186ZM189 124V123H188ZM259 124V123H258ZM264 124V123H263ZM59 125V124H58ZM59 125V126H60ZM77 125V124H76ZM78 125H79V123H78ZM77 125V126H78ZM82 125V124H81ZM212 125V124H211ZM230 125H231V123H230ZM235 125V124H234ZM17 126V125H16ZM22 126V123H21V125H19V127H21ZM65 126V128L67 129V125L65 124L64 125ZM80 126V125H79ZM112 126V125H111ZM191 126V125H190ZM208 126V125H207ZM251 126V125H250ZM260 126H261V128H263L262 126L263 125H261V123H260ZM39 127H40V125H39ZM42 127V126H41ZM41 127L40 128H38L37 127V130L38 129H40V130H44L43 128L41 129ZM80 127H82V126H80ZM85 127V126H84ZM83 127V128H84ZM114 127H116V126H114ZM210 127V126H209ZM209 127H208V129H209ZM215 127V126H214ZM235 127V126H234ZM258 127V126H257ZM24 128V127H23ZM23 128L21 129V132H23ZM26 128V127H25ZM24 128V129H25ZM27 128H29V125L27 126ZM32 128V127H31ZM34 128V127H33ZM62 128H64L63 126H62ZM61 128V129H62ZM71 128V127H70ZM149 128V127H148ZM173 128V127H172ZM190 128V127H189ZM192 128H194V126L192 127ZM213 128V127H212ZM230 128H231V126H230ZM249 128V127H248ZM250 128H252V127H250ZM58 131H61V129H58V128H56ZM85 129H86V127H85ZM140 129V128H139ZM150 129H153L152 128V125H151V128ZM187 129V128H186ZM235 129L236 128H234V131H235ZM260 129V128H259ZM13 130H15V129H13ZM26 130V129H25ZM29 131H30V128L28 129ZM28 130H26V132L28 131ZM32 130V132L31 133H36V131L34 132V129H31ZM36 130V129H35ZM63 130V129H62ZM71 130V129H70ZM140 130H142V129H140ZM232 130H233V128H232ZM263 130H264V128H263ZM19 131V130H18ZM67 131V130H66ZM65 131V133H67V132H69V131H67L66 132ZM75 131H76V129H75ZM77 131H78V129H77ZM149 131V130H148ZM151 131V130H150ZM150 131H149V133H150ZM155 131V130H154ZM248 131V130H247ZM255 132V130H254V128H253V130H252V132ZM45 134H46V132H45V130L43 131ZM64 132V131H63ZM63 132H61V133H59L60 134V136H59V138L61 139V138H63L62 137V135L64 134ZM79 132V131H78ZM81 132V131H80ZM80 132H79V135H80ZM131 132V131H130ZM182 132V131H181ZM254 132H253V135H254ZM259 132V131H258ZM31 133H29V134H31ZM63 133V134H62ZM72 133H74V132H72ZM148 133V134H149ZM153 132H151V134H152ZM250 133V132H249ZM261 133H262V131H261ZM4 134V133H3ZM2 134V135H3ZM28 134V133H27ZM26 133H25V136H24V138L26 137L27 138V135ZM37 134H40L38 131H37V133H36V135ZM42 134V133H41ZM50 134V133H49ZM62 134V135H61ZM68 134V133H67ZM67 134H64V135H67ZM78 134V133H77ZM111 134V133H110ZM154 134H155V132H154ZM233 134H234V132H233ZM260 134V133H259ZM1 135V136H2ZM17 135V134H16ZM23 135H24V133H23ZM22 135V136H23ZM35 135V136H36ZM47 135V134H46ZM51 135V134H50ZM49 135V136H50ZM63 135V136H64ZM69 135V134H68ZM73 134H71V136H72ZM83 135V134H82ZM117 135V134H116ZM158 135V134H157ZM156 135V136H157ZM261 135H263V134H261ZM260 135V136H261ZM22 136H20V137H22ZM31 136H33V140H34V142L37 144L38 143V141H40V140H38L37 138H39V137H35L33 134L31 135ZM70 136V135H69ZM77 136V135H76ZM76 136H74V137H76ZM187 137H188V135H186ZM185 136V137H186ZM197 136V135H196ZM211 136V135H210ZM214 136V135H213ZM256 137H257V135H255ZM255 136H253V137H255ZM3 137V136H2ZM15 137V136H14ZM28 137H29V135H28ZM34 137H35V139H37L36 141H35V139H34ZM56 137H57V135H56ZM66 137V136H65ZM116 137V136H115ZM153 137V136H152ZM259 137V136H258ZM264 137V136H263ZM25 138V139H26ZM42 138V137H41ZM55 138V137H54ZM53 138V139H54ZM69 138L70 137H66V139L71 143L72 141H70L69 140ZM91 138V137H90ZM118 138V137H117ZM192 138V137H191ZM234 138H235V136H234ZM261 138V137H260ZM24 139V141H27L28 139H26L25 140ZM31 139V138H30ZM29 139V140H30ZM52 139V140H53ZM58 140L59 142L61 141V140ZM71 139H72V137H71ZM78 139V137H76V140ZM150 139V138H149ZM153 139V138H152ZM193 139H195V138H193ZM246 139V138H245ZM258 139V138H257ZM4 140V139H3ZM21 140V139H20ZM42 140H43V138H42ZM44 140H47V139H44ZM63 141H61L62 143L64 142V144L66 145V143H67V145H66V147H67V150L69 149V147H70V144H69V142H65L66 140H64V138L62 139ZM76 140H74L75 142H76ZM78 140H83L82 139V137H81V139H78ZM77 140V141H78ZM85 140V139H84ZM102 140H104V139H102ZM129 140V139H128ZM142 140V139H141ZM242 140V139H241ZM262 140H263V138H262ZM22 141V140H21ZM49 142L48 143H45L46 145L47 144H49L48 145V149L47 150H49L50 149V147L49 146H52L51 148L53 149H55V150H57L58 149V147L60 146V144H62L61 142H60V144L58 143L56 146H57V149L55 148L56 146L54 145V142H52V144L50 143V139L48 140ZM58 141H56V142H58ZM131 141V140H130ZM144 141V140H143ZM153 141V140H152ZM155 141V140H154ZM233 141H234V139H233ZM240 141V140H239ZM256 141H260V140H256ZM29 142H32V140L31 141H27L26 143H28L27 144V146H26V143L24 144L23 142H22V144L24 145V146H26L27 148H28V145H30L29 144ZM33 142V144H35ZM55 142V143H56ZM82 142V141H81ZM86 142H88V140H86ZM134 142V141H133ZM137 142V141H136ZM139 142V141H138ZM157 142V141H156ZM177 142V141H176ZM262 143H264L263 141H261ZM12 143V142H11ZM40 143V145H42L43 146V144H42V142L40 141L39 142ZM39 143L37 144V146H40L39 145ZM73 143V142H72ZM71 143V144H72ZM77 144H78V142H76ZM83 143V142H82ZM151 143V142H150ZM159 143H160V141H159ZM180 143V142H179ZM193 143V142H192ZM195 143V142H194ZM197 143V142H196ZM20 144H21V142H20ZM33 144H31L32 146H35V145H33ZM63 144V145H64ZM84 144V143H83ZM86 144V143H85ZM131 144V143H130ZM138 144V143H137ZM162 144V143H161ZM182 144V143H181ZM1 145V144H0ZM13 145V144H12ZM45 145V146H46ZM59 145V146H58ZM65 145H64V147H65ZM81 145V144H80ZM89 145V147H90V144H88ZM179 145V144H178ZM194 145V144H193ZM197 145V144H196ZM263 145V144H262ZM15 146V145H14ZM17 146V145H16ZM19 146V145H18ZM36 146V147H37ZM44 146V148L46 149L47 147H45ZM69 146V147H68ZM76 146H78V145H76ZM76 146H75V144H74V146H71V148L73 147H75L74 148V150H73V148L71 149V151H72V153L70 152V154L69 155H71V158L73 157V155H74V153H75V149H76ZM152 146V145H151ZM25 147V148H26ZM64 147L62 148L61 147V149H64ZM66 147H65V149H66ZM86 147H88L87 145H86ZM85 146H84V148H86ZM159 147V146H158ZM224 147H225V145H224ZM243 147V146H242ZM249 147V146H248ZM18 147H16V149H17ZM24 148V149H25ZM29 148H33V147H29ZM28 148V152H27V155H28V153H29V151H30V149ZM35 148V147H34ZM79 148H81L80 146H79ZM94 148V147H93ZM118 148V147H117ZM185 148V147H184ZM197 148V147H196ZM226 148V147H225ZM255 148V147H254ZM264 148V147H263ZM1 149V148H0ZM14 149V151H13V153L16 151L15 150V147L14 148H12L11 150H13ZM36 149H38V147L36 148ZM52 150V152H51V149L49 150V154H51L52 156H53V159H52V156L50 157V156H48L49 158H51V160H53L54 161V159L56 158L57 160H58V157H59V159H64L65 157H67V156H69L68 155V151L70 150H66L65 152H68L67 154H64V151H63V154L65 155L64 157H62V158H60V155H58L57 156V153L59 154L60 153V151H61V149H59L58 150V152L56 151L55 152V150ZM90 149H92V148H90ZM87 150V152L85 151V154L83 155V156H88V152H89V155H91V153H90V151H92V150ZM119 149H120V147H119ZM151 149V148H150ZM243 149V148H242ZM10 150V151H11ZM21 150V149H20ZM26 150V149H25ZM24 150V151H25ZM41 150V149H40ZM40 150H37L38 152L40 151ZM86 150V149H85ZM96 150V149H95ZM121 150V149H120ZM119 150V151H120ZM159 150V149H158ZM163 150V149H162ZM181 150V149H180ZM4 151V150H3ZM9 151V150H8ZM18 151V150H17ZM23 151V152H24ZM27 151V150H26ZM25 151V152H26ZM35 151V150H34ZM36 151V152H37ZM74 151V152H73ZM79 153H80V156H82L81 155V153H83L82 152V150H80L79 151V149L77 150ZM76 151V152H77ZM83 151H84V149H83ZM118 151V150H117ZM242 151V150H241ZM248 151V150H247ZM23 152L21 151V155L23 154ZM24 152V153H25ZM41 152H43L42 150L40 151V153ZM197 152V151H196ZM225 152H227V151H225ZM246 152V151H245ZM5 153V152H4ZM3 153V154H4ZM16 153V152H15ZM14 153V154H15ZM19 153H20V151H19ZM32 153H33V151H32ZM53 153L55 154L56 153V155H53ZM118 153V152H117ZM116 153V154H117ZM152 153V152H151ZM157 153V152H156ZM232 153H234V152H232ZM29 154H31V153H29ZM39 154V153H38ZM42 154V153H41ZM44 154H46V152L44 153ZM61 154H62V152H61ZM77 154V153H76ZM87 154V155H86ZM95 154V152H93V155ZM111 154V153H110ZM247 154V153H246ZM7 155V154H6ZM9 155H11V154H8V157H9ZM15 155H18L17 153L15 154ZM20 155V154H19ZM20 155V156H21ZM24 156H25V154H23ZM22 155V156H23ZM33 155H34V153H33ZM33 155H31V156H33ZM67 155V156H66ZM78 155V159L80 160L82 157H80L79 156V154H77ZM118 155V154H117ZM157 155H159V154H157ZM163 155V154H162ZM19 156V157H20ZM23 156V157H24ZM29 156V155H28ZM27 156V157H28ZM42 156H45V155H42ZM61 156H63V155H61ZM92 156V155H91ZM96 156V155H95ZM98 156V155H97ZM241 156V155H240ZM257 156V155H256ZM26 157V156H25ZM26 157V158H27ZM37 156L35 155V158H36ZM93 157V156H92ZM113 157V156H112ZM117 157V156H116ZM115 157V158H116ZM156 157V156H155ZM16 158H18L17 156H16ZM16 158H15V160H16ZM70 158V156L68 157V159L67 158H65V159H67V163H70L71 162V160H73L74 159V161H75V159H76V156L74 155V158H72L71 160L69 159ZM87 158H89V157H87ZM114 158V157H113ZM157 158V157H156ZM163 158V157H162ZM232 158V157H231ZM237 158V157H236ZM259 158H261V157H259ZM28 159H30L29 157H28ZM32 159V158H31ZM64 159V163H62V161L60 162L59 160V162L61 163H59L57 160H55L54 162H56L57 161V165H58V163H59V166H56V181L58 182V184H61V188H62V194L60 195V196H57V194L55 193V191H54V188H52V190L51 191H48V189H44V187H43V180H44V182L46 181L45 179L46 178H48V180L49 179H52V178H50V176H48L49 174H50V171L51 170H53V168L54 167H51L50 165V169H48L47 170V172H46V168H45V165H44V168H45V170H44V168H43V166H42V169L41 168H39L38 169V166H37V168H31L33 165H30V163H32L33 162V160H35L34 158H33V160H32V162H30L28 165L29 166H31L30 167V169H29V167H28V169H23V171H22V173H23V177L25 178V183H24V192H25V197H24V193H23V195H21V194H19V198H21L22 196L24 197H22V201H17L18 200V198H17V200H16V197L18 196L17 194L18 193H20L19 191H17V194L16 193H14V191L15 190H12L13 191V193H11L12 195V197H11V199H14V201H16L15 203H13V204H11V200H9V202H10V204L9 205H5V208H7L6 206H8V207H10V209H5V210H0V264H1V260H3V261H5V263L3 262L2 264H25V261L28 263V261H29V263L28 264H67V263H71V261L72 260H74V261H76V256H78V251H83L82 249L83 248H85L86 247V244H88V241L90 240V239H93V238H90V239H88V237H87V235H91L92 234V232L95 230H100V229H97L98 228V226H99V223H98V226L96 227V224H95V226L93 225V223H92V225H89V223H91V222H94V221H96L97 219H112V218H114V217H117V220L120 218V217H123V219L121 218V219H119L120 220V222H117V220H113V222L114 221H116V222H114V223H112V220H111V224H109V228L111 227L112 228V225L113 226H115V224L116 223H120L121 224V226H120V224H117L116 225V227L117 228H114L113 229V231L115 232V229H117V231H119L120 229H121V231H123L122 229H124L125 231H134L132 234H134L135 233V229H137V228H139V227H143V225L141 226V223L140 222H142V221H144V222H146L145 224L147 225V226H150V227H152L153 228V226L155 227V228H153V229H155L156 231H158L159 232V234H160V238L162 239V242L163 241H167L170 237H176L175 235H173V234H170V231H168V232H164V231H166V230H170V228H164V229H166V230H163V228H160V227H162L161 225H162V222L160 223L159 221L161 220V219H163L164 217H167L166 215L167 214H169V211L168 212H166L167 210L165 209V210H161V211H159L160 213L159 214H157V217L158 218H156L157 219V221H158V219L160 218V217H163V218H161V219H159V223L157 222V221H154V225H150V224H147V223H149L150 221H149V219L147 218V216L146 215H144V214H141L142 213V211L141 212H139L138 210V212L136 211V210H134V209H132L134 206H135V204L133 203V202H136L135 201V196H137V195H133L134 196V198H132L131 197V199H132V201H130L131 199H130V197H128V196H126V193L125 192H127V188L125 189L126 191H124V194H125V196H126V198H129L130 200V202H128V200H127V202H128V204H130V206H133L131 209V212L129 211L127 214H126V212H123L119 207H117V206H115V205H111L109 202H110V192L108 191V190H106V188L105 189H103V191H102V189L101 188H103V187H101L102 185H100V183H94L95 181H91L90 179H97L96 177L94 178V176L96 175V174H93L94 172H96V170H94L92 167H91V169L92 170H94L93 172L89 169V165H91L92 164V162H93V160H94V157H93V159H92V162H90L89 163V165H88V162H89V160H86V161H88L87 162V166H88V168L87 167H85L84 166V164H83V166H84V168H81L80 166V169L79 168H74V169H78L77 171L76 170H74V172H72L71 173V168L70 167H66V166H68V165H70V164H73V166H77L76 164L74 165V161H72V163H70V164H67L66 163V160ZM78 159H77V161L76 162H78ZM84 159V158H83ZM99 159V158H98ZM103 159V158H102ZM140 159V158H139ZM149 159H150V157H149ZM154 159V158H153ZM256 159H258V158H256ZM11 160H13V159H11ZM22 160V159H21ZM68 160H70V161H68ZM100 160V159H99ZM231 160V159H230ZM18 161V160H17ZM16 161V162H17ZM20 161V160H19ZM27 161V160H26ZM25 161V162H26ZM37 161H39V160H37ZM43 160H41V162H42ZM84 161V160H83ZM86 161H85V164H86ZM95 162L97 161V160H94ZM109 161V160H108ZM152 161V160H151ZM154 161V160H153ZM244 161H246V160H244ZM256 161V160H255ZM14 162V161H13ZM15 162V163H16ZM25 162H23V163H25ZM82 161H80V163H81ZM159 162H161V160H159ZM258 162H259V160H258ZM261 162V161H260ZM28 163V162H27ZM53 163V162H52ZM84 163V162H83ZM98 162H96L95 164H97ZM120 163H121V161H120ZM167 163V162H166ZM186 163V162H185ZM235 163V162H234ZM251 163V162H250ZM33 164V163H32ZM65 164V165H64ZM99 164V163H98ZM97 164V165H98ZM107 164V162L105 163V165ZM109 164V163H108ZM156 164V163H155ZM16 165V164H15ZM22 165V164H21ZM21 165H19V166H21ZM27 165V164H26ZM36 165V164H35ZM37 165H39V164H37ZM42 165V163H40V166ZM47 165V164H46ZM61 165H63V166H61ZM78 165H79V163H78ZM93 165H94V163H93ZM92 165V166H93ZM96 165V167L98 168V166ZM112 165H114V164H112ZM122 165V164H121ZM165 165V164H164ZM183 165V164H182ZM186 165H187V163H186ZM39 166V167H40ZM53 166H55V165H53ZM115 166V165H114ZM142 166H143V164H142ZM142 166H141V168H142ZM157 166V165H156ZM161 166V165H160ZM165 166H168V163H167V165H165ZM164 166V167H165ZM250 166V165H249ZM24 167H25V164H24ZM78 167V166H77ZM106 167V166H105ZM151 167V166H150ZM158 167V166H157ZM188 167H189V165H188ZM21 168V167H20ZM72 168V169H73ZM87 168V169H86ZM97 168H95V169H97ZM156 168V167H155ZM168 168V167H167ZM170 168V167H169ZM233 168V167H232ZM116 169H117V167H116ZM164 169V168H163ZM228 169V168H227ZM18 170H20V172H21V169H18ZM115 170V169H114ZM144 170H145V167H144ZM159 170H160V168H159ZM165 170V169H164ZM164 170H163V176H165L164 175ZM170 170V169H169ZM78 171H79V173H78ZM119 171H121V170H119ZM147 171V170H146ZM173 171V170H172ZM254 171V170H253ZM42 172V173H41ZM49 173V174H46V173ZM52 172V171H51ZM114 172V171H113ZM112 172V173H113ZM115 172H117V170L115 171ZM145 172V171H144ZM157 172H158V170H157ZM171 172V171H170ZM40 173L41 174H43V173H45L46 174V178L45 177H43V179L42 180H40ZM79 175H78V174ZM159 173V172H158ZM161 173V172H160ZM238 173V172H237ZM93 174V175H92ZM146 174V173H145ZM155 174H156V172H155ZM167 174V173H166ZM179 174V173H178ZM229 174V173H228ZM24 175H26V176H24ZM113 175V174H112ZM122 175H124L123 173H122ZM162 175V174H161ZM235 175V174H234ZM43 176H45L44 174H43ZM48 176V177H47ZM107 176L108 175H106V178H107ZM114 176H116V175H114ZM119 176V175H118ZM147 176V175H146ZM157 176H159V175H157ZM156 176V177H157ZM162 176V177H163ZM173 176V175H172ZM166 177H169V175L167 176L166 175ZM166 177H164V179L166 178ZM204 177V176H203ZM258 177V176H257ZM38 178H39V181H37L38 180ZM108 178H110V176L108 177ZM115 178H117V177H115ZM123 178L125 179V176L124 177H122V180H123ZM160 178H161V176H160ZM173 178V177H172ZM259 178V177H258ZM257 178V179H258ZM37 179V180H36ZM92 179V180H93ZM120 179H121V177H120ZM163 179V180H164ZM168 178H166V180H167ZM201 179V178H200ZM261 179V178H260ZM117 180H118V178H117ZM122 180H121V182H122ZM170 179H168L167 180V182H166V184H168V181H169ZM174 180V179H173ZM12 181V180H11ZM14 181V180H13ZM93 183H91V182ZM98 181V180H97ZM120 181V180H119ZM171 181V180H170ZM220 181V180H219ZM39 182H42L41 183V185H40V183ZM50 182H52V180L50 181ZM89 182V183H88ZM125 181L123 180V183H124ZM244 182V181H243ZM249 182V181H248ZM264 182V181H263ZM47 183L48 184H50L49 183V181H47ZM91 183V184H90ZM123 183L121 184V185H123ZM148 183V182H147ZM218 183V182H217ZM45 185H47L46 184V182L44 183ZM88 184V186H86L87 188L89 187V185H91V189L90 188H88V190H90L91 191V193H90V191L88 192V190H87V192L90 194V197L92 196V199L91 198H84V197H82V195L84 194H79V192H81V190L83 189V188H85V186H83V185H87ZM96 184H99V191H102V195H103V197H102V199H101V196H100V192H98V194L97 193H95L96 192V189L95 188H93V187H96L97 188V186H94V185H96ZM150 184V183H149ZM0 185H2V183H0ZM170 185V184H169ZM169 185H167L166 187H168ZM174 185H175V183H174ZM237 185V184H236ZM241 185V184H240ZM247 185V184H246ZM253 185V184H252ZM258 185V184H257ZM5 186V185H4ZM127 186V185H126ZM220 186H222V185H220ZM227 186V185H226ZM1 187H3V186H0V188ZM6 187V186H5ZM19 187L20 186H18V188H17V190H20L21 191V193L23 192V190L22 189H19ZM42 187V188H41ZM119 187V188H118ZM118 190L120 189V192H121V186H120V184L118 185ZM170 187H171V189H173V190H176V189H174V188H172L173 187V185L171 186L170 185ZM175 187V186H174ZM225 187V186H224ZM252 187V186H251ZM4 188V187H3ZM2 188V189H3ZM6 188H8V187H6ZM6 188H4V190L6 189ZM21 188V187H20ZM86 188V189H87ZM191 188V187H190ZM204 188V187H203ZM2 189H0V196H2V192H1V190ZM16 189V188H15ZM94 189H95V192H92V191H94ZM101 189V190H100ZM157 189H159V188H157ZM169 189V188H168ZM167 189V190H168ZM192 189V188H191ZM252 189V188H251ZM259 189V188H258ZM98 190V189H97ZM117 190V189H116ZM123 190H124V188H123ZM189 189H187V191H188ZM82 191H84V189L82 190ZM130 191V190H129ZM190 191V190H189ZM223 191V190H222ZM119 192V193H120ZM159 192H160V190H159ZM171 192L173 193V191L171 190ZM175 192V191H174ZM93 193V194H92ZM95 193V194H94ZM118 193V192H117ZM129 193V192H128ZM161 193V192H160ZM169 193H170V191H169ZM202 193V192H201ZM239 193V192H238ZM14 194H16V195H14ZM122 194V193H121ZM121 194H120V197H121ZM123 194V195H124ZM175 194H177V192L175 193ZM96 195V197H93V196H95ZM119 195V194H118ZM162 195V194H161ZM178 195V194H177ZM177 195H175V196H177ZM100 196V197H99ZM125 196H123V197H125ZM155 196H157V195H155ZM166 196V195H165ZM171 196V195H170ZM175 196H173V194H172V198L173 197H175ZM222 196V195H221ZM8 197V196H7ZM13 197H15V198H13ZM120 197H118V198H120ZM121 198V200H123L124 198ZM158 197V196H157ZM178 198H176V200H173L172 198H170L172 201H176V202H179L178 204H181L180 203V199H179V196H177ZM210 197V196H209ZM208 197V198H209ZM97 198H100V199H97ZM223 198V197H222ZM177 199H179L180 201H178ZM212 199V198H211ZM117 200H119V199H117ZM124 200H126V199H124ZM134 200V201H133ZM139 199H137V201H138ZM120 201V200H119ZM120 203H122L121 201H120ZM125 203V201H123V203L122 204H124ZM131 203H132V205H131ZM146 203V202H145ZM221 203V202H220ZM241 203H243V202H239V204H238V206L239 205H241ZM127 203H125L124 205H126ZM134 204V205H133ZM176 203H174V205H175ZM204 204V203H203ZM206 204V203H205ZM244 205V204H243ZM13 206V207H12ZM123 206V205H122ZM138 206H139V204H138ZM138 206H137V208H138ZM127 207V206H126ZM221 207V206H220ZM231 207H233V205L231 206ZM19 209V210H21L22 211V214L21 215H18L17 214V212H15V211H13L12 209ZM245 208V207H244ZM129 209V208H128ZM157 209L158 210H160V208H158L157 207ZM241 209V208H240ZM124 210H126V208H124ZM134 210V211H133ZM226 210H228V209H226ZM241 210H243V208L241 209ZM247 210V209H246ZM148 211V210H147ZM177 211V210H176ZM232 211H234V210H232ZM163 212H164V215H161V214H163ZM172 212V211H171ZM229 212V211H228ZM243 212V211H242ZM137 213H139V214H137ZM167 213V214H166ZM174 213H176V212H172V213H170L171 215L172 214H174ZM177 213H179V212H177ZM176 213V215L174 214V217L176 218V216H178V214ZM188 213V212H187ZM119 214H121V216L119 215ZM148 214H149V212H148ZM180 214H181V212H180ZM209 214V213H208ZM207 214V215H208ZM243 214V213H242ZM141 215V216H140ZM142 215L144 216L143 217V219L141 220V218L140 217H142ZM161 215V216H160ZM240 215V214H239ZM247 214H245V216H246ZM251 215V214H250ZM118 216H120L119 218H118ZM146 216V217H145ZM160 216V217H159ZM202 216V215H201ZM206 216V215H205ZM234 216V215H233ZM233 216H231V217H233ZM249 216V215H248ZM170 215L168 216V221H171L172 223H173V219H175V218H173V216L171 217V218H173V219H171L170 220ZM238 217V216H237ZM243 217H244V215H243ZM251 217V216H250ZM255 217H256V214H255ZM154 218V217H153ZM221 218V217H220ZM234 218V217H233ZM155 219V220H156ZM183 219H184V217H183ZM215 219H216V217H215ZM231 219V218H230ZM239 219V218H238ZM121 220H125L124 221V223H125V226H123L122 225V223H121ZM141 220V221H140ZM186 220H188V219H186ZM220 220V219H219ZM222 220V219H221ZM99 221V220H98ZM122 221V222H123ZM140 221V222H139ZM163 221H165L164 219H163ZM167 221V220H166ZM168 221H167V223H168ZM211 221V220H210ZM215 221H217V219L215 220ZM247 221V220H246ZM252 221V220H251ZM257 221V220H256ZM139 223L137 226L138 227H136V226H132V225H136V224H134V223ZM219 222V221H218ZM224 222V221H223ZM226 222V221H225ZM229 222V221H228ZM227 222V223H228ZM233 222V221H232ZM237 222V221H236ZM243 221L241 220V222L240 223H242ZM107 223H109V222H107ZM165 223V222H164ZM163 223V224H164ZM170 223V222H169ZM208 223V222H207ZM210 223V222H209ZM213 223V222H212ZM235 223V222H234ZM245 223V222H244ZM253 223V222H252ZM101 224V223H100ZM103 224H106V223H103ZM128 226H127V225ZM143 224V223H142ZM144 224V225H145ZM173 224H175V226H177L178 224H176V223H173ZM102 225V224H101ZM209 225V224H208ZM211 225V224H210ZM238 225V224H237ZM242 225V224H241ZM108 226V225H107ZM106 226V227H107ZM119 226V227H118ZM160 226V227H159ZM167 226V225H166ZM215 225L213 224V226L212 227H214ZM227 226H229V225H227ZM226 226V227H227ZM230 226H231V224H230ZM248 226H250V225H248ZM133 227H135L134 228V230H133ZM179 227V226H178ZM232 227V226H231ZM95 228V229H94ZM100 228H102V227H100ZM103 228H104V226H103ZM102 228V229H103ZM111 228L110 229H108V228H104V230H103V233L105 232V229H106V233H104L103 234V236L105 235V234H107L108 232H109V234H110V231L109 230H111ZM118 228H119V230H118ZM144 228H146L147 229V227H145L144 226ZM143 228V229H144ZM221 228V227H220ZM223 228V227H222ZM225 228V227H224ZM236 228H237V226H236ZM240 228H241V226H240ZM250 229H251V227H249ZM94 229V230H93ZM107 229H108V231H107ZM142 229V230H143ZM150 229V231H151V228H149ZM200 229V228H199ZM209 229V228H208ZM213 229H215V227L213 228ZM216 229H217V227H216ZM234 229V228H233ZM246 229H247V227H246ZM264 229V228H263ZM137 230H139V229H137ZM136 230V231H137ZM210 230V229H209ZM221 230V229H220ZM239 230V229H238ZM240 230H243L242 228L240 229ZM245 230V229H244ZM94 231V232H95ZM112 231V230H111ZM124 231V232H125ZM201 231H202V229H201ZM215 231V230H214ZM217 231V230H216ZM225 231H227V229L225 230ZM231 230H229L227 233H229ZM259 231V230H258ZM257 231V232H258ZM97 232V231H96ZM142 232V231H141ZM206 232V231H205ZM218 232V231H217ZM222 232H223V234H225L224 236H223V234H222ZM220 231L219 233H221L220 235H221V237L223 238H225L224 240H223V242H225V245H230V244H232V238L230 237L229 238V235H227L226 236V234L227 233H224V231ZM235 232V231H234ZM243 233H244V231H242ZM252 232V231H251ZM77 233H79L80 234V237H77L75 234H77ZM118 232H115L114 233V235L116 234V235H118L117 234ZM121 233H123V232H121ZM127 233V232H126ZM144 233V232H143ZM156 233V232H155ZM166 233H168V234H170L169 236H168V234H166ZM172 233V232H171ZM204 233V232H203ZM207 233V232H206ZM205 233V234H206ZM218 233V234H219ZM248 233V232H247ZM254 233H256V232H254ZM63 234L66 236V234H68L67 235V237H59V236H63ZM71 235V237L73 238H70V235ZM82 234H83V236H82ZM87 234V235H86ZM94 234V233H93ZM97 234V233H96ZM100 234V235H99ZM112 234H113V232H111V237H112ZM123 234H125V233H123ZM122 234V235H123ZM128 234V236H127V238H126V240H128L129 242L127 243L126 242V240H123V241H125V243H127V245H128V247H131L130 245L133 243V245H134V242H137L138 244H136L135 243V245L133 246L132 245V247L133 248H137V246L139 247L143 242L142 241H145V240H142V239H140L141 237L140 236H142V235H140L139 233H137L136 232V234H139V235H137V236H132V235H129V233H127ZM131 234V233H130ZM156 234H158V233H156ZM159 234L158 235H156V237L158 236V238H159ZM215 234H216V232H215ZM230 234V233H229ZM257 234H260V231H259V233H257ZM58 235V236H57ZM74 235V236H73ZM85 235V236H84ZM95 235V234H94ZM94 235H92L93 237H94V239L96 240V239H98L97 237L95 238V236ZM99 235V237L102 235L101 234V232H99L98 234H97V236ZM108 235V234H107ZM204 235V234H203ZM209 235V234H208ZM217 235V234H216ZM234 235V234H233ZM237 235H238V233H237ZM246 235H248V234H246ZM245 235V236H246ZM69 236V237H68ZM75 236H76V239H75ZM79 236V235H78ZM102 236V238H100V243H98V244H102V242H101V240L102 239H105V236L103 237ZM109 237H110V235H108ZM108 236H106V237H108ZM121 236V235H120ZM207 236V235H206ZM210 236V239H211V237L213 238V236H211V235H209ZM228 237V238H226V237ZM249 236V235H248ZM254 236V235H253ZM252 236V237H253ZM256 236V235H255ZM264 236V235H263ZM262 236V234H261V236L259 235V238L260 237H263ZM86 237H87V239H86ZM89 237H91V236H89ZM113 237H115V236H113ZM119 237V236H118ZM124 237H125V235H124ZM123 237V238H124ZM140 237V238H139ZM183 236H181V238H182ZM235 237V236H234ZM247 237V236H246ZM258 237V236H257ZM253 238V240H254V242H256V241H258L257 239L258 238ZM63 238V239H62ZM81 238H82V240H81ZM83 238H84V240H83ZM122 238V237H121ZM122 238V239H123ZM138 238V239H137ZM151 238H152V235H151ZM158 238H153L154 240H151L150 238V242H155V240L157 241L158 240V242L160 241V239H158ZM187 238V237H186ZM221 238V239H222ZM250 238V237H249ZM78 239H79V241H78ZM137 239V240H136ZM173 239H176V238H173ZM226 239H228L227 241H226ZM235 239V238H234ZM88 240V241H87ZM95 240L93 241V240H90V242H93L92 244H88L87 245V247H91V250H92V252H94L96 249H95V247H94V249H93V245H94V243L96 244V247L97 246H99V245H97V242H95ZM140 240H142L141 242H140ZM212 240V239H211ZM260 240H262V242L264 241V239H260ZM259 240V241H260ZM78 241V243L79 244H77V245H75V246H72V245H74L73 243H76ZM110 241H116V240H114V238H113V240H109L108 241V243H110ZM122 241V240H121ZM170 241H173V247L175 248V243H177L175 240H172V238L170 239ZM169 241V242H170ZM174 241H175V243H174ZM180 241V240H179ZM182 241V242H181ZM181 243H183V241H184V238L183 239H181ZM187 241H188V238H187ZM190 241V240H189ZM188 241V242H189ZM245 241V240H244ZM86 242V243H85ZM180 242H179V244H177V247L178 246H181L180 248L182 249L183 247V244H180ZM222 242V241H221ZM230 243V244H228V243ZM261 242V241H260ZM260 242H257V243H260ZM262 242L260 243L261 245H262ZM55 243V244H54ZM61 245V247H64V248H66L65 249V252L66 251H68L69 249H68V247L70 246H72V247H76V246H78V245H83L84 243H85V246L83 245V247L81 248V246H78V248L76 249V248H74V250H72V247L70 248L73 252L71 253L70 251H69V253L70 254H74V252H75V250H78V251H76V253L75 254H77V255H75V256H71V257H68V254H67V252H66V254H67V256L66 257H68L69 259H71V260H68L67 258H65V253H62V254H58V253H61L60 251H64V249L63 248H61V247H59L60 245ZM68 243H71V245L70 244H68ZM81 243H83V244H81ZM107 243V249L109 250V248L111 247V246H113L114 247V245H113V243H110L111 244V246L109 247L108 245H110V244H108ZM117 243H118V240H117ZM114 243L117 247L120 245V244H122L123 242H120V243ZM125 243H123L122 244V246H125L126 244ZM157 243V242H156ZM155 243V244H156ZM160 243H161V241H160ZM166 243V242H165ZM227 243V244H226ZM239 243V242H238ZM242 243V242H241ZM264 243V242H263ZM53 244V245H52ZM69 246H68V245ZM130 244V245H129ZM151 244V243H150ZM157 244H159V243H157ZM164 244V243H163ZM163 244L161 245H159L160 247L162 246L163 247ZM170 244H171V242L169 243V248L168 247H166V248H168V250L170 249ZM189 244H190V242H189ZM52 246L51 248H52V250H50L51 248H48V250H50V252H52V254H50L51 256H49L48 258H44V256L42 255V254H40L41 253V251L39 252H37L36 250H43L44 248L45 249H47V247H50V246ZM55 245V246H54ZM59 245V246H58ZM91 245V246H90ZM144 245V244H143ZM166 245H168V244H166ZM191 245V244H190ZM233 245V247H234V245H235V247L233 248V249H235L236 248V246H238L237 245V241H236V244L234 243V244H232ZM241 245V244H240ZM264 245V244H263ZM56 246H58V248H60V249H58V253L56 252V253H54L55 251H57V247ZM103 246V245H102ZM116 246L114 247V248H116ZM165 246V245H164ZM172 246V245H171ZM242 246V245H241ZM244 246V245H243ZM127 247V246H126ZM125 247V248H126ZM131 247V248H132ZM161 247V248H162ZM186 247V246H185ZM188 247V246H187ZM264 247V246H263ZM101 248H103V247H100V249ZM113 248V249H114ZM120 249L122 248L121 247V245H120V247H119ZM130 248V249H131ZM146 248V247H145ZM165 248V247H164ZM163 248V249H164ZM191 248H193V247H191ZM211 247H209V249H210ZM68 249V250H67ZM87 250H88V248H86ZM105 249H106V247H105ZM106 249V250H107ZM113 249H111V250H113ZM117 249V248H116ZM115 249V250H116ZM129 249V248H128ZM171 249H172V247H171ZM240 249H242V247L240 248ZM90 250V251H91ZM94 250V251H93ZM105 250V251H106ZM127 250V249H126ZM147 250V249H146ZM204 250V249H203ZM208 250V249H207ZM237 250H238V247H237ZM236 250V251H237ZM247 250H249V249H247ZM35 251V252H34ZM44 251V250H43ZM80 251V252H81ZM86 251V250H85ZM134 251V250H133ZM165 251H167V249L165 250ZM180 251V250H179ZM185 251V250H184ZM195 251V250H194ZM196 251H197V248H196ZM195 251V252H196ZM238 251H240V250H238ZM243 251H245V250H243ZM32 252H34V253H32ZM88 252V251H87ZM99 252H101V250L100 251H98L97 253H99ZM103 252V251H102ZM101 252V253H102ZM110 252V251H109ZM126 252V251H125ZM181 252H183V251H181ZM186 252V251H185ZM205 252V251H204ZM227 252H229V251H227ZM234 252V251H233ZM233 252L231 253V251H230V253H231V256H232V254H233ZM24 253V254H23ZM35 253H37V254H35ZM84 253V251L82 252V254ZM116 253V252H115ZM114 253V254H115ZM130 253V252H129ZM148 253V252H147ZM177 253H179V252H177ZM176 253V254H177ZM197 253H198V251H197ZM245 253V252H244ZM3 254V255H2ZM58 254V255H57ZM70 254H69V256H70ZM81 254V253H80ZM85 254H86V252H85ZM104 254V253H103ZM117 254V253H116ZM122 254H123V252H122ZM128 254V253H127ZM136 254V253H135ZM139 254V253H138ZM144 254V253H143ZM142 254V255H143ZM166 254H168V253H166ZM199 254V253H198ZM197 254V255H198ZM200 254H201V252H200ZM235 254V253H234ZM233 254V259H234V257L236 256V254L234 255ZM238 254H240V253H238ZM112 255V254H111ZM148 255V254H147ZM179 256H180V253L178 254ZM183 255L184 254H182L181 256L183 257ZM203 255V253L201 254V256ZM207 255H209L208 253H207ZM207 255H204V256H207ZM241 255H242V253H241ZM240 255V256H241ZM1 256H3V258H1ZM82 256V255H81ZM80 255H79V260H80V257H81ZM100 256H101V254H100ZM99 256V257H100ZM102 256H104V255H102ZM125 256H126V254H125ZM181 256L179 257L180 258V260L182 259L181 258ZM185 256V255H184ZM203 256V257H204ZM72 257H73V259H72ZM120 257H122V255L120 256ZM148 257V256H147ZM200 257V256H199ZM202 257V258H203ZM242 257H244V255L242 256ZM76 258V259H75ZM82 258V257H81ZM167 258H169V257H167ZM185 258V257H184ZM201 258V257H200ZM208 258V257H207ZM85 259V258H84ZM112 259V258H111ZM145 259V258H144ZM245 259V258H244ZM247 259V258H246ZM82 260V259H81ZM117 260V259H116ZM199 260V259H198ZM203 261H204V258L202 259ZM126 261V260H125ZM124 261V262H125ZM183 261H184V263H185V260L183 259ZM13 262V263H12ZM77 262H79V261H77ZM81 262V261H80ZM136 262V261H135ZM147 262V261H146ZM180 262V261H179ZM182 262V261H181ZM180 262V263H181ZM26 263V264H27ZM73 263V262H72ZM76 263V262H75ZM82 263V262H81ZM170 263V262H169ZM183 263V264H184ZM205 263H206V261H205ZM108 264V263H107ZM110 264V263H109ZM117 264V263H116ZM139 264V263H138ZM150 264V263H149ZM186 264V263H185Z\"/></svg>","mask_w":264,"mask_h":264}]
</instances>
